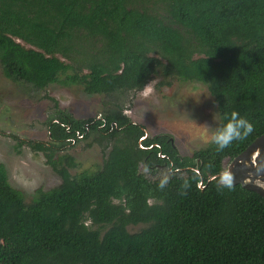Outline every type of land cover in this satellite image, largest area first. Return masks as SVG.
I'll list each match as a JSON object with an SVG mask.
<instances>
[{
  "label": "trees",
  "instance_id": "trees-1",
  "mask_svg": "<svg viewBox=\"0 0 264 264\" xmlns=\"http://www.w3.org/2000/svg\"><path fill=\"white\" fill-rule=\"evenodd\" d=\"M165 1L169 17L199 40L198 58L193 57L195 51L183 47L178 30L146 12L132 10L130 0H0L2 65L15 83L38 90L55 81L57 70L61 74L75 69L84 74L89 93L103 94L117 84L134 87L138 82L140 90L151 71L163 67L166 76L207 85L214 94L227 83L241 89L244 97L255 90L263 105L238 119L246 125L226 119L228 134L221 143L226 146L212 144L192 158L183 157L170 136L150 137L144 126L125 116L78 120L60 112L49 120V142L27 143L43 153L61 177L58 187L39 190L34 205L25 210L10 195L0 165V264H28L30 251L67 248L78 249L91 264H264V199L258 194L230 182L222 185L230 203L223 214L228 232L199 228L200 237L191 236L188 241L170 194L141 181L139 164L128 161L125 168L118 167L125 159L135 158L151 176L164 169L175 176L189 173L195 184L208 188L215 181L209 182L201 172L219 176L214 169L223 157L235 159L264 135V86L258 88L264 84V0ZM236 29L252 33L255 48L232 45L220 34ZM143 71L149 73L142 76ZM91 137L105 150L114 143L138 147L142 140L141 155L118 150L83 187L57 165L55 157L76 141ZM209 162L214 163L213 169ZM112 167L118 168L110 177ZM120 196L154 202L129 215L132 224L147 225L141 233L130 234L123 222L125 209L112 205ZM189 200L191 209L202 215L196 200ZM103 209L110 214L119 210L121 224L102 237L90 231L89 243L77 247L71 236L84 215H89L93 225H108L118 218L103 214ZM42 264L64 263L49 260Z\"/></svg>",
  "mask_w": 264,
  "mask_h": 264
},
{
  "label": "rangeland",
  "instance_id": "rangeland-1",
  "mask_svg": "<svg viewBox=\"0 0 264 264\" xmlns=\"http://www.w3.org/2000/svg\"><path fill=\"white\" fill-rule=\"evenodd\" d=\"M129 5L132 10L146 12L162 20L166 26L178 30L182 35L183 47L190 52L195 51L194 58L199 57V40L187 28L169 17L165 0H130ZM220 34L232 45L255 48L253 35L247 30H223ZM156 58L165 62L159 55ZM3 62L0 53V165L4 167L10 195L21 202L25 210L34 205L39 190L49 191L62 182L61 177L48 164L45 155L33 151L27 144L49 142V120L57 117L62 111L78 120L118 119L120 115L125 116L144 126L150 137L170 136L180 154L192 158L212 144H215V147L221 145L228 134L227 130H224L226 119L234 123V116L238 120L244 114L250 115L263 106L258 100L259 92L255 90L251 95L244 97L241 89L227 83L214 94L207 85L185 82L178 76H166L163 67L151 71L146 86L140 90V83L137 82L134 87L117 84L108 93H89L84 74L75 69L66 70L61 74L57 70L55 81L46 88L37 87V90L32 85L11 81L3 68ZM148 73L143 71L141 75L146 76ZM143 79L144 77L141 80ZM263 86L264 84L259 86V90H262ZM94 139L91 137L76 141L75 145L57 153L55 157L57 165L61 169H67L71 179L83 187L101 172L104 163L109 161L111 155L118 154V150L128 149L133 153V157L141 155L139 150L142 149V140L139 141L138 147L135 144L115 146L114 143L105 150ZM128 161L131 164H139L138 176L141 181H148L170 194L178 209L179 223L188 241L191 236L200 237L199 228L228 232L223 223V214L230 207V203L222 185L229 180L228 170L232 163L229 157H223L214 169L220 173L219 176H212L209 171L201 172L204 177L215 181L208 188L203 183L195 184L192 179L194 175L189 173L175 176L168 169H164L156 176H151L135 158L125 159L118 167L125 168ZM70 162L74 164L73 167ZM213 164L209 162L208 166L213 169ZM118 167H112L110 177L117 172ZM189 199L196 200L202 215L191 209ZM153 203L152 200H129L123 196L112 201L113 206L125 209L123 222H127L126 229L130 234L141 233L147 228L144 223L130 222L131 211H139ZM118 211L110 214L108 210H102V213L108 214L109 217H118L108 225H93L89 215H84L81 224L73 231L71 240L80 247L89 243L90 231L102 237L114 225L121 224L119 218L123 216H117ZM26 257L28 264H42L49 260L64 264H91L78 249L72 248L37 249L28 252Z\"/></svg>",
  "mask_w": 264,
  "mask_h": 264
},
{
  "label": "water",
  "instance_id": "water-1",
  "mask_svg": "<svg viewBox=\"0 0 264 264\" xmlns=\"http://www.w3.org/2000/svg\"><path fill=\"white\" fill-rule=\"evenodd\" d=\"M228 175L232 185L242 186L264 199V135L232 160Z\"/></svg>",
  "mask_w": 264,
  "mask_h": 264
},
{
  "label": "clouds",
  "instance_id": "clouds-1",
  "mask_svg": "<svg viewBox=\"0 0 264 264\" xmlns=\"http://www.w3.org/2000/svg\"><path fill=\"white\" fill-rule=\"evenodd\" d=\"M236 122H243L245 125H246V122L245 121H243V120H237V119H235V116H234V118H233ZM247 128H248V131H250L251 130V126L250 125H247ZM221 147H224V146H226V144H222V145H220Z\"/></svg>",
  "mask_w": 264,
  "mask_h": 264
},
{
  "label": "flooded vegetation",
  "instance_id": "flooded-vegetation-1",
  "mask_svg": "<svg viewBox=\"0 0 264 264\" xmlns=\"http://www.w3.org/2000/svg\"><path fill=\"white\" fill-rule=\"evenodd\" d=\"M209 182H211V180H208ZM204 185V184H203Z\"/></svg>",
  "mask_w": 264,
  "mask_h": 264
}]
</instances>
